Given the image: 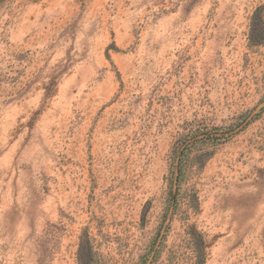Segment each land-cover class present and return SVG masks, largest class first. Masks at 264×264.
I'll return each mask as SVG.
<instances>
[{
    "label": "rangeland",
    "instance_id": "1",
    "mask_svg": "<svg viewBox=\"0 0 264 264\" xmlns=\"http://www.w3.org/2000/svg\"><path fill=\"white\" fill-rule=\"evenodd\" d=\"M259 9L0 0V264H264Z\"/></svg>",
    "mask_w": 264,
    "mask_h": 264
},
{
    "label": "trees",
    "instance_id": "2",
    "mask_svg": "<svg viewBox=\"0 0 264 264\" xmlns=\"http://www.w3.org/2000/svg\"><path fill=\"white\" fill-rule=\"evenodd\" d=\"M264 11L263 9H259L255 11L251 18V24L249 27L248 34V44L250 46H255L264 41V19H263ZM213 137H205L202 140H213ZM189 140L180 142L176 147L173 148L170 155L169 162V173L170 177L168 179L170 185V195H171V203L174 202V196L178 191V182L180 176L182 174V168L184 167V161L186 159V154L190 149L192 143L188 142ZM189 243L192 246L194 245V249L197 250L198 254V264H203L204 260V244L201 240L200 235L196 230H192L189 233Z\"/></svg>",
    "mask_w": 264,
    "mask_h": 264
}]
</instances>
